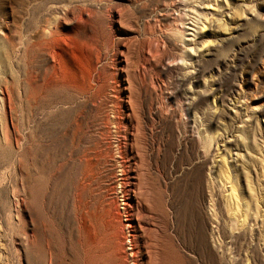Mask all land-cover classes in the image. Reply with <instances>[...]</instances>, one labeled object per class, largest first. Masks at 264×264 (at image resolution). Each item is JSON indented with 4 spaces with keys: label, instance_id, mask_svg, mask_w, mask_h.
<instances>
[{
    "label": "rangeland",
    "instance_id": "obj_1",
    "mask_svg": "<svg viewBox=\"0 0 264 264\" xmlns=\"http://www.w3.org/2000/svg\"><path fill=\"white\" fill-rule=\"evenodd\" d=\"M128 42L153 104L136 161ZM133 169L153 214L123 207ZM98 199L158 218L168 264H264V0H0V264H84Z\"/></svg>",
    "mask_w": 264,
    "mask_h": 264
},
{
    "label": "bare ground",
    "instance_id": "obj_2",
    "mask_svg": "<svg viewBox=\"0 0 264 264\" xmlns=\"http://www.w3.org/2000/svg\"><path fill=\"white\" fill-rule=\"evenodd\" d=\"M134 51L135 50L133 49L132 44L129 42L125 43L123 45V49H121V51H120V54H121L120 61H121V64L123 66L122 67V74H121V78H120L122 81L121 83L123 85V88H121L122 96H120L122 99V102L118 103L119 104L118 108H117L118 112L116 114H114V116H116V120L118 121V124H117L118 127H120V126L123 127V125H124L125 128H129L130 143L124 144L123 148L125 151H127L129 153V155L132 157V159H134L136 161V160H138L137 158H139L141 156L140 155L141 154L140 146L138 145V142H140V144H141V142L142 143L144 142L145 145H148L147 144V136H146V132H147L146 121L148 119H153L152 118L153 117V109H152L153 104H151V101L149 102L150 93H148L147 88L143 84H141L140 82H137V80H136L137 75L135 77V74H137V72L139 71L138 70L139 64H137V62H138L137 59L140 57H138L136 59L134 57L135 56ZM127 70H129V73ZM139 75H141V74H139ZM101 80H103L105 82L104 86H106V88H107L109 84L107 85L106 81L102 77H101ZM96 81H98V80H96ZM119 86H121V85H119ZM92 88L94 89L95 86H92ZM108 89H109V87H108ZM120 97H119V99H120ZM133 98H134V101L137 102V104H135V103L133 104ZM158 111H159V113H161L160 110H158ZM162 114H163V112L160 114V116ZM148 123H149V121H148ZM143 131L145 134L144 137L141 136ZM136 144L138 145L137 147H136ZM146 147L147 146H145L144 148L147 149ZM121 154H123V153H121ZM98 159L100 160V158H97V161H98ZM140 159H141V157H140ZM141 161H144V160H141ZM145 161H146V158H145ZM155 161H154V163H155ZM145 163H147V162H145ZM96 164H97V162H96ZM96 164H94V165L96 166ZM143 165L141 164V166H139V167L142 169ZM126 167H127V165H126ZM128 170H130V169H128ZM135 170L136 169L132 170L131 181L132 180L133 181L131 183V187L129 186L128 188H126L125 193L123 195L124 197H126L124 199L125 201H124L123 207L125 209V206H129L130 203H134V205L137 209L143 208L144 210L151 212V214H153L152 211H154L155 206H154L153 210H151L152 208L150 209L151 206L149 205V203L147 201L148 200L152 201V199H151L152 197L150 195H148L147 187L144 188L145 189L144 190L145 195L143 194V192L142 193L140 192L141 195L142 194L144 195V197L142 196V198H139V196H138L139 194L136 193V191H135V187H136V185H138L137 177H136L138 175L135 176V174H134V173H136ZM142 172H144V171L142 170ZM124 174H125V172H124ZM137 174H138V171H137ZM139 178H141V177L139 176ZM87 180H85V181H87ZM142 182H144L143 179H142ZM140 185H141V181H140ZM86 186H87V184L84 186V189H83L84 191H85ZM141 186L139 187V189L141 188ZM143 186H145V185H143ZM87 190H89V189L87 188ZM140 190L143 191L142 189H140ZM86 191H85V193H86ZM151 193L153 194L152 191H151ZM80 194H82V193H80ZM83 194H84V192H83ZM108 197H109V195H108ZM142 199H144V201L146 203L144 201H142ZM168 200L169 199H167V201ZM91 201H93V200H91ZM77 210L78 211L80 210V212L77 213L78 214V227H79V230L81 231L80 235H79L80 236V239H79L80 245L79 246H80L81 251H82V257H83V263L84 264H168L169 258L167 257V251H166L167 249L165 250L166 247L164 248V245H163V242L165 243L166 240L165 241L163 240V234H162L161 228L157 224V222L155 221L158 218L155 219L154 218L155 216L153 217V215H151V214L142 213L144 210L141 213H139L138 212L139 209H138V210H136V212L128 214V216L126 218L128 220V222H127V225H125L122 220L118 219V217H117V214H119L118 212H114V213L112 212L111 213V208L107 204L106 199H104V200L98 199V201H96V204L91 205V207L89 204H85V205L83 204L82 207L79 204ZM156 211H159V210H156ZM154 213H156V212H154ZM119 215H121V214H119ZM170 221H171V219H170ZM172 222H174V220ZM175 223H177V222H175ZM171 234H172V232H171ZM136 239H137V241H136ZM169 240H170V238H169ZM126 241L128 242L129 246H126V243H127ZM174 244L176 246H178L176 242ZM177 250L179 251V254L182 256V254L180 252L181 250L180 249H177ZM172 253H174V252H172ZM175 253H176V251H175ZM183 257L184 256H182V258ZM185 258H187V257H185ZM170 260H171V258H170Z\"/></svg>",
    "mask_w": 264,
    "mask_h": 264
}]
</instances>
